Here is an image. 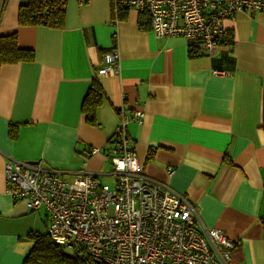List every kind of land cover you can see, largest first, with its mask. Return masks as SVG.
Returning <instances> with one entry per match:
<instances>
[{"label":"crops","instance_id":"1","mask_svg":"<svg viewBox=\"0 0 264 264\" xmlns=\"http://www.w3.org/2000/svg\"><path fill=\"white\" fill-rule=\"evenodd\" d=\"M20 2L0 0V35L16 32L34 54L0 66V264H22L29 233H46L47 223L43 209L9 194L6 161L84 168L100 180L119 109L144 113L126 126L144 172L191 199L205 227L236 241L233 264H264V9L226 19L208 55L199 40L140 29L134 9L117 19L110 0H67L59 28L19 26ZM109 52L119 73L98 75ZM94 79L102 100L89 125L81 103Z\"/></svg>","mask_w":264,"mask_h":264},{"label":"built area","instance_id":"2","mask_svg":"<svg viewBox=\"0 0 264 264\" xmlns=\"http://www.w3.org/2000/svg\"><path fill=\"white\" fill-rule=\"evenodd\" d=\"M110 1L116 14L120 7L145 13L158 37L199 40L208 55L225 34L226 19L264 9V0ZM117 59L116 52L104 54L97 74H118ZM119 113L107 172L112 186L84 168L8 159L4 179L12 198L45 211L46 233L55 242L82 246L106 264H233L236 241L205 227L191 199L144 172L126 131L129 122L141 123L144 113Z\"/></svg>","mask_w":264,"mask_h":264},{"label":"trees","instance_id":"3","mask_svg":"<svg viewBox=\"0 0 264 264\" xmlns=\"http://www.w3.org/2000/svg\"><path fill=\"white\" fill-rule=\"evenodd\" d=\"M66 2L67 0H21L17 10L18 25L40 24L53 28L62 27ZM125 14L126 8L120 7L116 15L117 19H123ZM148 19L145 13H140L138 20L140 29H149ZM33 56L31 49L18 46L16 32L0 35V66L7 63L29 61L33 59ZM101 100V88L94 79L81 103V112L84 114L85 122L89 125L97 124L96 110ZM15 130L16 125H10V137L14 136ZM28 236L32 239L33 245L24 257L22 264H106L103 261H96L82 246L68 247L58 244L47 233L33 232Z\"/></svg>","mask_w":264,"mask_h":264},{"label":"rangeland","instance_id":"4","mask_svg":"<svg viewBox=\"0 0 264 264\" xmlns=\"http://www.w3.org/2000/svg\"><path fill=\"white\" fill-rule=\"evenodd\" d=\"M108 169L110 170L111 169V167H109L108 166ZM100 181H102L103 183H106V184H108L109 186H112L113 185V178L112 177H110V176H108V175H106L105 177H103V178H100ZM42 211H40V213H41ZM42 214V213H41ZM42 216V215H41ZM42 218H43V216H42ZM46 229V225L44 226V230Z\"/></svg>","mask_w":264,"mask_h":264},{"label":"water","instance_id":"5","mask_svg":"<svg viewBox=\"0 0 264 264\" xmlns=\"http://www.w3.org/2000/svg\"><path fill=\"white\" fill-rule=\"evenodd\" d=\"M96 261H98V260H96Z\"/></svg>","mask_w":264,"mask_h":264}]
</instances>
